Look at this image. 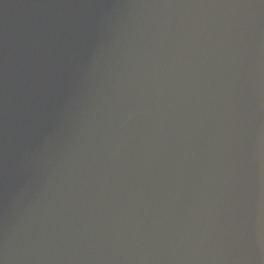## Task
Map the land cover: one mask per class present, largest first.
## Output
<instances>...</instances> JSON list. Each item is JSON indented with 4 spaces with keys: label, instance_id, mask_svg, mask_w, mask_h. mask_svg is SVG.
<instances>
[{
    "label": "water",
    "instance_id": "obj_1",
    "mask_svg": "<svg viewBox=\"0 0 264 264\" xmlns=\"http://www.w3.org/2000/svg\"><path fill=\"white\" fill-rule=\"evenodd\" d=\"M0 264H264V0H0Z\"/></svg>",
    "mask_w": 264,
    "mask_h": 264
}]
</instances>
